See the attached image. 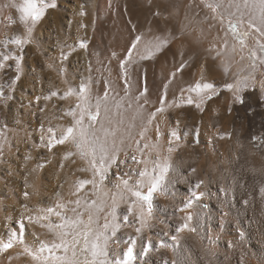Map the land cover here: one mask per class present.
<instances>
[{
	"label": "bare ground",
	"instance_id": "obj_1",
	"mask_svg": "<svg viewBox=\"0 0 264 264\" xmlns=\"http://www.w3.org/2000/svg\"><path fill=\"white\" fill-rule=\"evenodd\" d=\"M236 1L240 11L235 15L243 12L249 19L256 13L254 8H244L243 0ZM23 2L0 3V62L4 64L0 80L3 76L7 79L0 86V238L7 239L9 228L19 231L22 217L25 225L24 243L17 242L0 252V264H37L24 252L25 244L35 248L39 241L51 242L56 237L54 231L42 226L49 220L30 221L28 217L43 216V209L55 208L60 201L67 208L57 210L73 217L71 209L77 205L67 202L77 199L81 219L87 224L91 212L93 228H102L106 218L111 221L115 203L121 227L109 242V250L122 254L127 248L125 241L134 236L137 264H264V197L259 190L264 186V141L253 142L252 135L248 140L238 127H228L218 135L219 128H213L217 124L221 127L222 117L226 123L232 120L223 108L229 104L228 95L213 98L198 113L194 110L198 95L187 91L198 81L212 83L213 77L216 82H224L245 66L226 43L222 31L220 39L212 36L214 50L202 51L192 46L186 62L182 56L191 44L187 45L182 30L171 29L163 15L146 18L141 13L142 0H59L60 5L49 9L37 24L26 48L21 77L14 86L16 62L3 61L2 57L17 56L10 49L16 50L18 45L6 37L25 38L26 25L18 19L25 15L21 11ZM136 36L141 40L129 57L128 49ZM161 42L157 51L156 45ZM147 48L152 49V55ZM181 63L184 67L177 71ZM81 84L88 90L90 111H97V100L100 104L90 132L101 142L107 139L109 147L115 142L120 149L119 161L126 160L114 165L103 181L93 176L88 161L76 154L71 142L54 144L51 150L47 147L49 128L59 134L72 124V116L67 113L76 109L75 93ZM145 87L147 92L141 96ZM70 90L71 94L65 95ZM162 96L163 111L156 112L162 107ZM189 96L193 99L191 104L187 102ZM154 112L156 115L148 124ZM197 128L198 144L193 138ZM173 129L179 140L170 136ZM69 151L73 155L65 159ZM132 155L147 164L134 163ZM157 157H168L172 169L166 190L154 194L153 214L138 235L139 205L134 206L129 223L125 224L123 216L133 198L117 173L123 175L129 169L145 167L151 170ZM138 178L133 175L129 186ZM82 179H94L95 186L86 184L77 192L76 182ZM200 181L203 183L196 188ZM146 190L145 187L143 191ZM193 191L202 195L187 207ZM189 213L193 215L190 225L196 230L177 233L176 228ZM49 219L56 224L61 222L55 215ZM173 236H177L178 244ZM149 240L152 248L145 255L144 246ZM161 242L164 246H160ZM68 255L71 257V251ZM77 256L83 259L79 247Z\"/></svg>",
	"mask_w": 264,
	"mask_h": 264
},
{
	"label": "snow or ice",
	"instance_id": "obj_2",
	"mask_svg": "<svg viewBox=\"0 0 264 264\" xmlns=\"http://www.w3.org/2000/svg\"><path fill=\"white\" fill-rule=\"evenodd\" d=\"M209 7L213 13H217L218 10L223 9L220 12L221 22L223 23V18L226 15L228 17V28L236 34L239 38L240 43L243 45L244 38L248 36V32L241 33L238 29L237 22L232 19L236 12L240 11V5L236 4L233 0L231 3H221V0H209V2L205 5ZM244 8H254L256 9V13L251 15L248 19V24L251 28H254L261 36H264V0H243ZM56 7V0H39V4L35 2V0H25V6L21 9V11L25 14L20 17L22 21H26L29 17L31 20V24L35 25L37 21H39L43 15L45 14V10L48 8ZM235 8V11L231 9ZM244 13H240L241 22H243ZM259 20L257 24L256 21ZM27 32L30 36L32 32V27L27 28ZM141 40L140 36H136L132 41L131 47L128 49L129 57L131 56L132 51L137 47L138 42ZM28 42V38L20 39L14 38L11 43H14L21 47L23 44ZM163 42L156 45V50L158 51ZM85 44L81 42V47H84ZM257 48L259 52L262 54L259 57L260 63H264V43L257 41ZM148 51L149 56L153 54L151 48L146 49ZM147 57L141 56V59H145ZM3 61H7L9 59H14L16 62L17 73L19 74L20 70V56H9L3 55ZM250 59L252 60L251 67L255 69L256 67V52L252 51L250 53ZM3 62H0V68H3ZM124 67V61H121V68ZM184 67V64L181 63L180 68L177 71H180ZM174 75V74H173ZM19 79V75L15 79L12 80V83L15 84L16 80ZM247 77L241 80H237L235 88H236V100L240 103H243V98L238 94L242 87L247 86ZM224 88L228 90H232L234 85L231 83H225L223 85ZM165 91L168 88V85H164ZM183 91V90H182ZM189 93L195 92L198 96L206 95V92L210 91L213 95L217 93V89L214 84L208 82H197L194 86H189L187 89ZM147 92V88L145 87L144 91L140 93L141 96H144ZM71 90L65 95H70ZM51 95L55 96L56 93L52 92ZM79 95L81 102L76 105V109L79 110V114L77 116L76 109H71L68 111L67 115L73 117V122L70 126H68L65 130H62L59 134H57L52 128L48 129L50 135L47 138V147L51 150L54 144L63 145L65 142H71L76 149V154H78L82 159L88 161L91 170L93 171L94 176H99L101 181H103L109 170L114 166L120 163H126L125 161H119L118 152L120 149L116 146L115 142L112 143L111 147L105 139L103 142L100 141L98 137H95L94 134L90 132L91 124L85 125L84 117L87 116L89 121L95 122L97 116L99 115V100H97L96 109L97 111L93 113L89 110V97L87 95V88L85 85L81 84L79 89ZM211 99V96L207 97ZM264 98V97H262ZM139 99V97H138ZM160 102L162 107L158 108L156 112L163 111L164 97L160 98ZM187 102L189 104L193 103V99L191 96L188 97ZM147 103V101H145ZM201 100L199 103H196V107L200 108ZM201 111L203 109L201 108ZM229 111H231V107H229ZM156 113H152L148 119V124L152 123ZM197 129V133H198ZM143 135V132L141 133ZM157 135L159 136V127L157 126ZM185 135H188L186 132ZM170 136L179 140V136L176 130H172L170 132ZM44 136L41 137V141H44ZM253 140H256V137H253ZM139 145V141H137ZM145 148L148 145H144ZM155 147V146H154ZM168 151H173L172 140H169V148ZM73 153L71 151L65 153V159L72 156ZM131 159L134 163L140 164L145 163V160H138L135 155L131 156ZM63 166V163L61 164ZM43 167V165H40ZM172 169V164L168 157H164L163 160H160L157 157L156 161L153 163L151 170L147 167L143 169H129L128 172L121 175L117 173V178L120 180V183L124 186L125 191L131 194V197L134 198L132 203L128 205L127 214L123 216V221L125 224L129 223V214L134 212V206L139 205V212L136 214V220L138 221L140 227L136 228V233L139 235L142 233V229L147 226L148 219L153 214V200L154 194L158 191H165L166 184L168 182V175L170 170ZM87 169H81V171H86ZM193 171H195L193 169ZM138 176V179H135L132 186L130 185V181L132 180V176ZM203 181H200L196 184V188H199L200 184ZM86 184H93L95 186V180L82 179L76 182V191L79 192ZM118 188L120 184L116 185ZM147 188L146 191H143L144 188ZM260 193L262 197H264V186L260 187ZM224 191V189H221ZM25 197L29 194L27 192L24 193ZM121 199L124 198L123 193L120 194ZM201 193H197L195 191L192 192V198L186 201V206L191 207L193 204V200H199ZM115 199V197H114ZM67 203H75L77 205L76 208H72L71 211L75 214L73 217H68L61 211L57 209H66L67 204L60 201L56 204L55 208L48 207L47 209H43L42 211L46 214L43 216L32 217L29 216L28 219L31 221L35 220H49V222L44 227H47L49 231L55 232V237L53 241H39L38 247H30L25 244L24 252L29 255L37 264H133L136 259L134 253V247L136 244V237L129 236L125 243H127V248L122 252H110L109 250V242L113 240L121 227V224L117 222L116 216V206L113 204L111 210L112 219L109 221L107 218L105 219V223L101 227L93 228L92 224L94 223L93 216L91 212H89L88 222L84 224L81 219L82 213L78 211L80 206V200L77 199L75 201H69ZM95 201H92L91 204L95 206ZM246 203V202H245ZM146 207V214H145ZM52 215L60 218V223L56 224L50 221V217ZM193 219L192 213H189L185 218L184 222L181 223L177 228L176 232L180 233L184 230L195 231V228H192L190 222ZM19 223V231L9 228L7 231V239L0 238V252H4L14 246L17 242L24 243L25 236V225L23 224V217ZM243 235V233H241ZM172 240L177 244L179 243L177 236H173ZM82 241V243H81ZM119 244V241H117ZM160 246H164L163 242L160 243ZM79 247V252L83 259L78 258L77 249ZM152 248L151 240L144 246V254L146 255ZM69 251H71V257L68 255ZM173 264H179L178 261H173Z\"/></svg>",
	"mask_w": 264,
	"mask_h": 264
},
{
	"label": "rangeland",
	"instance_id": "obj_3",
	"mask_svg": "<svg viewBox=\"0 0 264 264\" xmlns=\"http://www.w3.org/2000/svg\"><path fill=\"white\" fill-rule=\"evenodd\" d=\"M22 1H24L23 3L25 4V0ZM35 2L39 4V0H35ZM48 2H50V0H48ZM208 2L209 0H142V4H144V8L141 13L146 18L147 17L149 18L150 16L153 15L156 16L163 15L168 20L169 24H171V29L179 28L182 30L183 35L186 37L187 45L191 44L190 47L189 46L186 47V51L183 54L184 57L182 56V59L185 58L186 62L189 59L188 52L190 48H192V46H196L197 48H200L202 51L214 50L215 43L212 39V36L220 39L221 36L219 34V31L220 30L222 31L223 33L222 36L224 35L225 38L227 39L226 43L227 44L229 43L228 44L229 47L233 49L232 51L236 55H238V58H240V61H242L245 66L243 67L242 71L241 70L238 71V73L232 75L233 77L231 76L230 78H227L224 82H216V79L213 77L215 81L213 80L212 84L215 85L217 89V93L213 95L210 91H208L206 92V95L198 96L196 103H199L201 100H203V103H201L200 108H197L195 103L194 110H196L198 113H202L205 110L206 105L210 100H212L213 98L215 99L217 97H220V95L227 94L229 97V104H227L228 106L224 105L223 108L227 109V115L230 117L232 116L231 118L232 120L230 123H226L223 121L224 119L223 116L222 117L223 119L220 120L221 122L219 121L221 127H219V124H217V126L215 125L213 129H216L218 127L220 130L217 128L218 129L217 134L221 135L220 132L222 133L223 129L225 131L226 129H228V127L229 128L238 127L239 129L238 128L237 129L240 130L242 136L250 140V137L252 135L251 140L253 142L262 143V141H264L263 139L264 138V98H262L264 97V63H260L259 61V57L262 54L259 52L257 48V41L264 43V36H261L260 33H258L254 28H251L249 26L247 22L248 21L247 17L243 16V22H241L240 15H234L232 19H234L237 22L239 31L241 33L248 32V36L244 38V43L242 45L236 34L231 32V30L228 28V17L226 15L223 18V23L221 22L220 12L223 11V9L218 10L217 13H213L209 7L205 6ZM231 2H233V0H225L223 3L226 4ZM234 2L238 4L236 0H234ZM0 3H2V0H0ZM59 5H60L59 0H56V7H58ZM49 9H53V8L46 9L45 14ZM231 10L235 11V8ZM21 16L22 15H19L18 19H20ZM39 21H37L35 25L31 24L30 17L26 21H23L26 25V28L32 27V32L30 36L27 31L25 33V38L26 37L28 38V42L23 44L22 49L20 46H18L16 50L10 49L11 53H16L17 56L21 57L19 74L17 73V75H19V79L21 77L22 65L26 56L27 45L31 42L32 34L36 31V26L39 23ZM12 36L13 35L6 37L7 40L10 41V43L12 39L17 38V36L15 37ZM202 47H204V49H202ZM252 51L256 52L255 69L251 67L252 60L250 59V53ZM1 52L4 53V51ZM246 77L248 78L247 86L242 87V90L238 93L243 98V103H240L236 100L237 92L235 85L237 80H241ZM19 79L16 80L14 86H16ZM6 83H7V79L5 76H3V78L0 80V86L5 85ZM225 83L233 84L234 85L233 89L228 90L224 88L223 84ZM77 92L78 93H75V96L78 99V103H80L81 100H80L79 90ZM87 95H88V90H87ZM208 96H211V99H208L207 98ZM229 107H231V111H229ZM201 108L203 109V111H201ZM76 111L78 116L79 110L76 109ZM95 112L96 111H93V113ZM72 122H73V117H72ZM95 122L89 121L87 116L84 117L85 125L94 124ZM223 126L227 128L225 127L222 128ZM197 129L199 130V128ZM197 129L193 133V138L196 144L199 143V131L197 133ZM253 137H256L255 141L253 140ZM255 145L257 146V143H255ZM91 172L93 174L92 170ZM248 174L249 176L252 175V173H247V175ZM133 264H137V259L134 260Z\"/></svg>",
	"mask_w": 264,
	"mask_h": 264
}]
</instances>
